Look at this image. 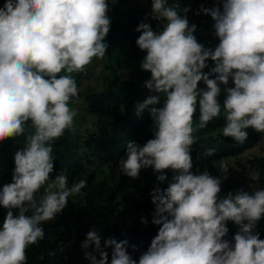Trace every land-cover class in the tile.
I'll list each match as a JSON object with an SVG mask.
<instances>
[{"label":"clouds","instance_id":"obj_1","mask_svg":"<svg viewBox=\"0 0 264 264\" xmlns=\"http://www.w3.org/2000/svg\"><path fill=\"white\" fill-rule=\"evenodd\" d=\"M222 2L223 10H201L215 21L219 44L214 50L197 41L196 26L181 15L189 9L169 6L166 0H152L153 18L164 22L162 31L144 22L136 29L141 33L136 43L147 53L141 68L151 73L145 86L157 93L138 102L136 114L160 104L161 97L164 102L150 110L154 138L143 146L127 144L122 173L137 179L141 169L151 167L160 173V182L167 180L165 170L175 173L166 189L151 193L152 223L162 226L138 264H264V240L254 234L264 217V189L221 199L220 179L191 171V149L197 142L193 133L218 118L222 109L225 137L243 144L247 129L264 133V0ZM108 11V0H5L0 7V142L24 135L29 121L34 130L15 153L13 182L0 190V206L7 209L0 227V264H27V248L45 236L42 224L54 220L68 197L86 186L80 180L69 188L64 173L51 177L52 143L74 130L76 112L69 105L78 87L72 74L86 71L94 58H104ZM209 59L215 67L204 73ZM230 79L235 86L224 89L221 106L220 85ZM201 81L206 90L198 87ZM197 107L199 124L194 127ZM221 167L228 171L226 164ZM228 221L240 226L234 244L223 239ZM101 239L90 231L83 242L85 249L94 245L93 252L101 257L85 252L92 264H109ZM127 244L106 240L105 247L113 248L111 264H137Z\"/></svg>","mask_w":264,"mask_h":264},{"label":"trees","instance_id":"obj_2","mask_svg":"<svg viewBox=\"0 0 264 264\" xmlns=\"http://www.w3.org/2000/svg\"><path fill=\"white\" fill-rule=\"evenodd\" d=\"M200 1H206V8L220 7L223 10L222 0H166V4H179L182 9H188ZM4 3L5 0H0V7ZM108 5L111 27L105 42L109 47L103 59L94 58L86 71L72 74L78 87V96L73 97L69 105L76 112L74 130H66L52 143L54 172L51 177L54 179L56 175L64 173L68 177L69 188L80 180H85L86 186L79 194L68 197L65 209L54 220L42 224L45 236L27 248V264H92L85 252H93L94 245L88 249L82 247L90 231H96L101 236V248L108 253L109 264L113 248L105 247V242L110 238L118 242L127 240V252L138 264L140 256L148 250L162 226L152 223L155 205L151 193L157 187L166 189L175 173L165 170L167 180L160 182L157 180L160 173L148 167L141 169L139 178L132 179L123 175L120 161L126 159L129 142L143 146L154 138L150 110L162 107L164 102V97H161L160 104L150 105L137 115L135 106L140 102L141 93L147 89L145 85L151 73L140 68L135 76L124 79L121 71L129 63H142L147 54L136 43L141 34L136 31L139 24L148 23L153 31L159 33L163 30L164 22L153 18L152 0H142V3L108 0ZM214 23L212 17L204 13L194 15L189 22V26H196L194 35L197 41L213 50L219 44ZM206 63L208 67L203 72L209 73L215 63L211 59ZM99 66L103 70L100 75L103 81L101 89L97 85L85 84ZM210 78L214 79L215 74ZM234 86L231 79L228 85H220L221 95L218 99L221 106L226 98L224 89ZM198 87L207 88L203 81L199 82ZM78 102L86 105L75 109ZM225 123L222 109L221 115L209 122L207 127L196 128L193 135L197 137V142L191 149L192 173L203 174L207 171L220 179L221 199L241 190L252 194L264 189V154L240 161L237 166L229 162L263 142L264 133L249 128L248 139L239 144L222 134ZM198 124L197 107L194 127ZM25 128L24 135L0 142V190L5 184L13 182L15 153L25 146L27 135L34 131L30 121ZM210 149H215V152L206 155ZM222 163L227 165V172L222 170ZM43 193L44 188L37 193V198ZM6 213L7 209L0 206V227ZM142 218L147 220L146 224L142 223ZM226 226L229 231L223 239L234 244V236L240 231V226L232 221H228ZM255 233H259L260 239L264 240V217L258 221ZM93 255L97 260L101 259L98 252H93Z\"/></svg>","mask_w":264,"mask_h":264},{"label":"rangeland","instance_id":"obj_3","mask_svg":"<svg viewBox=\"0 0 264 264\" xmlns=\"http://www.w3.org/2000/svg\"><path fill=\"white\" fill-rule=\"evenodd\" d=\"M134 1V0H133ZM138 1L139 3H142V0H135ZM141 68V63H129L128 66H126L122 71H121V75L122 78L124 79H128L130 77L135 76V74H137V72L139 71V69ZM101 73H103V70L101 68V66L96 68L95 73L85 82V84H92V85H97L98 89H101L103 86V81L100 78ZM153 92H151L149 89H146L145 91H143L140 95V102H143L146 98H148L149 96L152 95ZM86 103L84 102H78L76 103L75 106H77L75 109L77 108H83V106H85ZM264 154V140L263 142H261L260 144H258L257 146H255L254 148L246 151L244 154H242L239 158L237 159H232L230 160V164H233L235 166H237L240 161H246L247 159L255 156V155H261Z\"/></svg>","mask_w":264,"mask_h":264},{"label":"built area","instance_id":"obj_4","mask_svg":"<svg viewBox=\"0 0 264 264\" xmlns=\"http://www.w3.org/2000/svg\"><path fill=\"white\" fill-rule=\"evenodd\" d=\"M204 8H206V1H200L196 5L188 8L189 11L187 13H184L182 11L181 15H186L188 21L191 22L193 20V16L194 15H197V13H199V14L203 13V11H201V10L204 9ZM180 9H182L181 6H180Z\"/></svg>","mask_w":264,"mask_h":264}]
</instances>
